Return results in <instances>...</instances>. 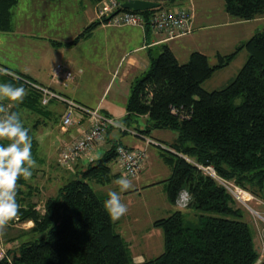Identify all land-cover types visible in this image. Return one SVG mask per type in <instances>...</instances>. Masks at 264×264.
<instances>
[{
    "label": "trees",
    "instance_id": "trees-1",
    "mask_svg": "<svg viewBox=\"0 0 264 264\" xmlns=\"http://www.w3.org/2000/svg\"><path fill=\"white\" fill-rule=\"evenodd\" d=\"M93 1L96 20L71 44L91 35L98 25L111 24L110 17H97L96 9L102 0ZM175 1H163L157 8L138 13L147 19L156 9L175 6ZM222 2L233 20L264 17V0ZM16 3L17 0H0V30L10 28ZM127 11L132 10L119 8L116 13ZM143 31L152 33L147 26ZM159 50L156 56L150 54L148 69L130 86L124 121L129 125L134 117L145 116L146 127L135 128L137 133L148 135L152 129L176 133L171 142L165 143L167 146L157 144L162 161L170 168L163 181L164 192L167 202L175 206L178 193L187 189L193 195L187 208L198 212L199 222H186L180 210L155 219L152 227L162 230L163 251L154 258L135 262L131 241L117 231L119 220L113 221L105 210L108 196L99 195L92 186L105 185L122 176L116 165V146L121 143L115 142L77 172L76 178L60 184L56 193L45 199H39L38 183L32 182L38 167L32 169L30 180H18L16 198L21 207L10 223L32 222L22 234H37L39 238L26 239L15 248L6 246L0 238L4 251L0 264H264L263 259L259 261L254 233L244 220L243 209L221 184L199 168L211 166L218 176L264 199V29L230 53L217 54L214 64L199 51L191 52L189 59L180 63L167 44L160 45ZM242 50L246 51V59L237 74L224 87L205 90L203 84ZM0 79L26 90L22 102L14 104L10 111L18 113L29 130L33 157L37 132L51 120L48 104L55 101L66 110L67 102L51 97L42 104L43 93L33 85L36 82L12 70L0 71ZM6 102L2 101L5 106ZM8 143L0 140V145ZM144 162L137 175L128 178H136ZM114 163L117 171L111 166Z\"/></svg>",
    "mask_w": 264,
    "mask_h": 264
},
{
    "label": "crops",
    "instance_id": "crops-1",
    "mask_svg": "<svg viewBox=\"0 0 264 264\" xmlns=\"http://www.w3.org/2000/svg\"><path fill=\"white\" fill-rule=\"evenodd\" d=\"M41 1L42 3L58 4L61 0ZM18 2L19 1L17 0L16 5L12 9L10 28L7 30H0V33L19 35V42L23 41L21 39L28 36L26 38H29V42L38 47V51L36 53L30 52V62L23 63L18 66L12 65V67H9L5 63H2L3 59L0 58V71L10 73L12 70V72H17L19 74H23L24 76L26 75L31 78L33 82H36V84L48 88L57 95L81 106L90 108L84 103L68 98L64 94L53 89L52 84L54 82H60L51 78V70L56 64L65 65L66 68L73 74L71 81L73 84H76V87L74 88L76 94L78 91L77 87L83 83L82 81L84 80V77L89 74L86 73V75H84L86 68L95 70L99 72L103 78V84L99 90V97L96 98V103H94V108L92 109H98L101 113L110 116L118 127H121L122 125L125 126L124 130L131 134L130 136L122 138L121 135H119V132L112 127L108 130L104 141L97 144L94 148L90 149L83 156H81L77 160V163L73 165V169L71 170L62 168L58 165V152L60 148L67 146L79 138L82 132L88 128V122L85 116L81 119L75 118L74 124L66 130H63L60 125L61 136L55 138L53 146L51 144V150L49 149V146L45 147V143L47 142L46 140L42 143L37 137L38 144L33 155V159L37 164L42 166L38 167L39 171L32 178L38 183L39 187L41 186L40 190L42 193L39 192L40 199H45L47 196L53 195V193L50 192V189H52L51 186L56 185V187H58L60 184H63V182L74 178V176L77 175V172L85 169L89 163L100 157V154H103L110 147V145L115 142L121 143L122 145L133 149H146L147 153L142 167L143 170L136 178H129L134 187L130 190L124 191V194L128 192L140 193L139 188L156 184V181L151 182V180H156L153 179V174L150 175L151 177H145V175L150 172V164L152 159L155 158V154H158V157L161 158L160 147L155 144H147L146 141L147 139H152L162 143V145H165V143L171 142L176 137V133L172 132L170 136L158 138L153 133L159 129H152L151 131L153 132L150 131L151 133L148 135H142L137 133L135 128L130 127L131 125H127L124 121L127 114L125 106L130 86L148 69L150 54L153 56L158 55L160 45L167 44L172 49L180 63L186 62L189 59L191 52L199 51L208 57L210 64H214L216 62L217 54H228L233 51L239 43L248 39L247 37L240 35L239 32L245 31V29L241 27L247 25L248 23H254L260 19H264V17H261L249 21L233 20L228 14H226L224 8L223 10H217V15L210 17L204 16L202 13L203 11L195 12L192 5H189L188 8L180 6L187 9L191 16L192 32L186 36H182L171 41H163L162 35L153 33L146 34L139 26L100 24L93 30L91 35L78 41L77 43L71 44L70 42L74 40L88 24L96 20L95 1L88 0L87 2L90 9L86 12L85 17H82L80 20V29L83 28L81 31L79 29L78 31L69 33L64 26L57 25L54 26L57 34H53L54 32H51V29H49L50 33L36 31L43 30L46 24H40V26L35 25L34 29L32 27L29 29H23L22 25L29 23L27 19L22 25L14 21V14L17 11ZM62 19L63 17L60 15L58 20L59 24ZM223 28H226L227 30H222ZM101 38H103L104 41L102 46L100 44ZM87 40H91L90 44L93 43L92 49H94V53L91 58L87 57V55L81 54L80 52V45ZM110 42H112V46L108 45ZM3 47L4 43L0 37V48ZM41 49H43L42 53H44L43 59L40 53ZM178 53L181 55L182 59L179 57L180 55H178ZM58 59L63 61H57ZM100 59H103L104 63H100ZM67 60H70L71 62H67ZM54 61L56 62L53 63ZM77 61H81V63H78ZM230 64L220 70H217L207 81H210L216 73L227 69ZM223 76H225V74ZM230 78L231 77H227L226 80L229 81ZM0 83H4L3 80L0 79ZM110 91H112V95L109 96ZM76 98L79 99L78 96ZM65 107L66 106L62 107V111L60 113L61 115L63 114ZM139 120H143L145 128L146 117L136 116L132 121ZM136 126L138 130L144 129L138 122H136ZM47 133L48 132H46V134ZM47 135L50 136L51 134L48 133ZM151 147L158 149V151L153 150ZM46 154L48 155L46 156ZM55 164H57L60 169L56 168ZM114 170L117 171L116 168H114ZM145 179L149 181L144 182ZM50 184L51 186L49 187ZM45 191H48V193ZM129 213H134V209H131ZM127 222L129 224V234L131 237L136 238L139 226L136 224L135 226L134 224L131 225L129 219ZM31 226L32 222H29L27 228H30ZM255 240L256 237H254V242Z\"/></svg>",
    "mask_w": 264,
    "mask_h": 264
},
{
    "label": "rangeland",
    "instance_id": "rangeland-1",
    "mask_svg": "<svg viewBox=\"0 0 264 264\" xmlns=\"http://www.w3.org/2000/svg\"><path fill=\"white\" fill-rule=\"evenodd\" d=\"M17 11L14 14L15 22H18L20 25L23 22L27 21L29 23H25L22 25L23 29H29L32 27L34 29L35 25L46 24L43 30H36L42 33L47 32L50 33L54 32L53 34H57L55 31L54 26L62 25L64 28L68 30L69 33L74 31H78L80 29V20L82 17H85L86 12L90 9L87 5L88 0H61L58 4L53 3H42L41 0H18ZM175 5L177 6H184L188 8L189 5L193 6L195 12L203 11L204 16H214L217 15V10H223V2L222 0H176ZM62 15V21L58 22L59 16ZM37 23V24H36ZM250 26V27H249ZM60 27V26H58ZM239 27V26H238ZM249 27V28H248ZM245 31L239 32L240 35L243 37L249 38L252 36L256 31L264 29V19H260L259 21L248 23L243 27ZM83 28L80 29V31ZM222 30H227L223 28ZM28 31V30H27ZM0 37L2 42L4 43V47L0 48V58L3 59L2 63H5L9 67L12 65H22L23 63L30 62V55L32 53H36L38 51V47L34 46L29 42V38L24 37L23 41L19 42L20 36L19 35H10L7 33H0ZM177 39V38H176ZM91 40L84 41L80 45L81 54L87 55V57H93L94 49L93 43L90 44ZM39 44V43H37ZM101 46L104 44L103 38L100 39ZM92 45V46H91ZM112 46V42L108 44ZM43 49L40 50L42 59L44 58V53H42ZM103 53V52H102ZM96 54V53H95ZM178 55H180L178 53ZM181 58V55L179 56ZM182 59V58H181ZM246 59V51H240L235 59L231 62L230 66L225 69L224 71H220L216 73L214 77L203 84V88L207 91H212L215 89H220L224 87L229 81L226 80L227 77H231L232 79L238 72V70L242 67L244 61ZM57 61L62 62L63 60L58 59ZM54 61L53 63H55ZM67 62H71L67 60ZM78 62V61H77ZM78 63H81L78 62ZM100 63H104L103 59H100ZM212 63V62H211ZM78 65V64H77ZM86 73H89L86 75ZM225 74V76H223ZM84 80L83 83L78 86L77 94L74 91L76 84L71 82L57 83L54 82L52 84V88L56 91L64 94L66 97L74 99L76 101H80L87 105L90 108H94V103H96V98L99 97V90L103 84V78L101 77L100 73L86 68L84 71ZM223 76V77H222ZM48 85V84H45ZM50 85V84H49ZM114 88V87H113ZM112 88V91H113ZM112 91H110V95H112ZM56 94V93H55ZM79 97L77 99L76 97ZM108 96V97H109ZM9 101L6 102V106L8 105ZM47 109L50 112V121L48 126L39 130L37 132V137L40 139L42 143L46 140L45 147L49 146L51 150V144L55 142V138L61 136V120H60V113L62 111V107L58 105L55 101L48 104ZM136 122L141 124V126H145L143 120L139 121H130V127L136 128ZM123 129H120L118 126L114 127L119 132L122 138L126 136H130L131 134L127 131H124L125 126H121ZM51 128V129H50ZM170 131V132H169ZM48 132L51 134L50 136L46 134ZM153 132V131H151ZM150 132V133H151ZM173 131L167 129H159L155 131L156 137L162 138L166 136H170ZM46 134V135H45ZM152 148V147H151ZM155 151L158 149L152 148ZM48 152V151H46ZM48 154H46L47 156ZM102 155V154H100ZM42 165L37 164V167H41ZM112 168H115V163L111 164ZM56 168H59L57 164H55ZM122 172V171H121ZM153 174V179L151 182L156 181V184L149 185L147 187L139 188V192H128V193H121L119 186L115 183V180L109 184L105 185H92L93 188L97 191L99 195L108 196L110 191H116L120 194L121 200L128 206L127 214L120 218L119 226L117 231H121L123 237L129 242L131 245V249L134 256L135 262H141L143 260L151 259L158 256L163 251V236L161 228H154L152 227V222L155 219L165 217L173 210H180L182 211L185 221L190 222L191 224H197L199 222V214L195 210H191L189 208L178 209L175 206H171L166 199V195L164 192V180L170 174V168L168 164L164 163L161 158L158 157V154H155V158L152 159L150 164V172L145 175L150 176ZM125 176L124 173H122ZM120 176L118 179H120ZM151 177V176H150ZM76 178V176H75ZM148 179V178H147ZM149 181V180H144ZM32 182L35 183V180L32 179ZM148 183V182H147ZM146 184V183H142ZM51 184L49 185V187ZM38 188H41V186ZM50 192L53 195L56 193L57 187L56 185L51 186ZM40 193L41 190H39ZM48 193V191H45ZM42 196V195H41ZM264 198V197H263ZM40 199V198H39ZM247 199H243L245 202ZM238 206L243 209L244 212V220L249 224L252 232L254 233V237H256V249L260 254L259 261H264V245L261 247L260 242H264V199H260L263 204L257 203L255 200H247L245 203L238 201ZM40 205V204H39ZM131 209H134V213H129ZM138 225L139 230L137 232V237H131L129 233V224ZM117 221V220H116ZM136 221V222H134ZM29 223V222H28ZM28 223L20 224V223H10L6 229L5 235L1 238V240L5 243L6 246L15 248L21 242L25 241L26 239H38L39 235L25 233L22 234L24 230L28 229ZM22 234V235H21ZM16 237V238H15ZM11 238H15L12 241H8ZM1 241V242H2ZM2 242V243H3ZM254 242V243H255ZM262 243V242H261ZM1 246V243H0Z\"/></svg>",
    "mask_w": 264,
    "mask_h": 264
},
{
    "label": "built area",
    "instance_id": "built-area-1",
    "mask_svg": "<svg viewBox=\"0 0 264 264\" xmlns=\"http://www.w3.org/2000/svg\"><path fill=\"white\" fill-rule=\"evenodd\" d=\"M119 0H102L99 2L96 13L98 18L110 17V23L121 25H133L150 29L153 34L162 35L163 41H171L176 38L186 36L192 32L191 16L187 9L180 6L156 9L146 19L141 13L127 11L117 12L120 8ZM51 78L66 84L73 78V74L63 64H56L51 70ZM42 91V104H47L51 97L59 98L67 102V108L61 118V128L66 130L74 124L75 118L85 116L88 122V128L82 132L79 138L67 146L60 148L58 154V163L68 169H71L77 162L78 158L83 156L97 144L104 141L107 131L111 127H116L115 121L108 115L101 113L98 109L87 108L73 101L60 97L49 89L33 84ZM147 144H158L152 139H147ZM117 158L116 165L127 177H134L139 172L147 154L146 149H133L124 145L116 146ZM204 173L210 175L219 184H221L235 200L245 203L247 200H255L263 204L259 198L237 186L234 182L223 179L218 176L211 166L199 165ZM243 199H247L245 202ZM39 208V207H37ZM4 256L3 248L0 246V259Z\"/></svg>",
    "mask_w": 264,
    "mask_h": 264
},
{
    "label": "clouds",
    "instance_id": "clouds-1",
    "mask_svg": "<svg viewBox=\"0 0 264 264\" xmlns=\"http://www.w3.org/2000/svg\"><path fill=\"white\" fill-rule=\"evenodd\" d=\"M26 90L24 87L14 86L11 83H0V140H8L7 146L0 145V238L6 229L19 214L20 204L17 202L18 180L23 177L28 181L33 175L32 169L37 167L32 157V140L28 129L24 127L20 116L10 111L14 104L22 102ZM9 101L5 106L2 101ZM115 183L120 192L134 187L127 176H122ZM193 200V195L182 189L176 199V207L184 209ZM105 210L113 221L127 214L128 206L122 202L121 196L116 191L108 193L104 202Z\"/></svg>",
    "mask_w": 264,
    "mask_h": 264
},
{
    "label": "water",
    "instance_id": "water-1",
    "mask_svg": "<svg viewBox=\"0 0 264 264\" xmlns=\"http://www.w3.org/2000/svg\"><path fill=\"white\" fill-rule=\"evenodd\" d=\"M167 0H126L121 3L120 8L140 12L152 8H157L160 2Z\"/></svg>",
    "mask_w": 264,
    "mask_h": 264
}]
</instances>
